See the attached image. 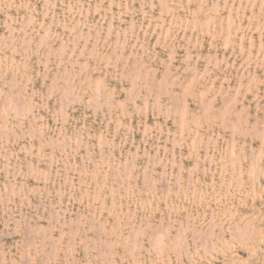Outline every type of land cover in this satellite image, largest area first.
Masks as SVG:
<instances>
[{
	"label": "rangeland",
	"instance_id": "rangeland-1",
	"mask_svg": "<svg viewBox=\"0 0 264 264\" xmlns=\"http://www.w3.org/2000/svg\"><path fill=\"white\" fill-rule=\"evenodd\" d=\"M0 264H264V0H0Z\"/></svg>",
	"mask_w": 264,
	"mask_h": 264
}]
</instances>
